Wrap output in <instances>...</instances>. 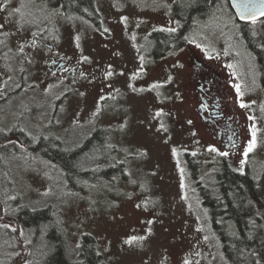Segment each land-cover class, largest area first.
<instances>
[{"label": "rangeland", "instance_id": "374dc122", "mask_svg": "<svg viewBox=\"0 0 264 264\" xmlns=\"http://www.w3.org/2000/svg\"><path fill=\"white\" fill-rule=\"evenodd\" d=\"M198 1L97 0L100 28L69 11L67 22L59 27L63 39L58 36L53 42L84 72H70L63 80L42 74V59L0 58V129L24 150L8 156L10 183L3 185L7 199L0 202V222L15 229L13 264H27L28 252L14 222L15 200L32 208L51 206L64 226L71 256L78 261L82 235L91 233L104 264H227L211 210L203 204L196 183L213 185L221 160L239 171L247 165L258 177L264 171V91L259 67L246 47V38L253 35L236 19L228 0H214L206 11L196 12L203 21L192 29L196 35L188 44L165 57L162 65L147 59L158 40L154 28L171 29L170 10L178 4L193 7ZM34 9L31 0H24L15 17L6 10V31L11 34L14 19L36 21L41 15ZM258 21L250 22L251 29ZM189 47L224 73L240 70L243 84L235 91L234 106L241 119L236 149L229 151L218 139L225 129L217 127L222 121L211 108L205 111L207 120L196 109L198 97L183 53ZM233 78L238 79L236 74ZM36 87H52L55 93H33ZM50 97L52 103L46 102ZM97 126L109 127V143L116 142V160L126 163L128 176L89 179L77 190L68 187L60 166L41 151L27 149L21 134L13 132L23 127L33 138L47 134L46 141L52 134L73 147ZM253 132L255 147L245 156ZM186 152L200 164L196 178ZM15 196L19 199H11ZM132 237L143 239L126 243ZM8 240L0 238V264H6Z\"/></svg>", "mask_w": 264, "mask_h": 264}, {"label": "trees", "instance_id": "16d2710c", "mask_svg": "<svg viewBox=\"0 0 264 264\" xmlns=\"http://www.w3.org/2000/svg\"><path fill=\"white\" fill-rule=\"evenodd\" d=\"M80 2L82 1L68 0L69 4L75 6ZM83 3L89 5L90 1L83 0ZM207 5V0H199L193 9H196L195 12H202ZM93 11L95 14L89 11L84 12V16L92 20L100 19V13L96 9ZM240 23L248 27L247 31L253 35L246 38V47L259 67L260 85L264 91V18L258 21L256 29H251L250 22ZM13 132L18 131L13 129ZM102 134V129H94L80 144L73 147L64 146L52 136L46 141L45 136L33 138L24 133L21 138L29 144L27 149L41 151L60 166L68 187L77 190L89 179L110 180L128 176L126 163L116 160L114 150L103 151L97 157L96 148ZM6 137V132L0 129L1 203L7 199L3 185L10 183L8 156L11 152H24L19 144L8 141ZM185 157L193 170L192 178H196L200 171L198 160L189 152L185 153ZM196 185L203 204L211 210L210 220L222 242L223 257L227 264H264V171L258 177L247 165L243 171H239L224 161L216 172L213 185L202 181H198ZM11 199H19V196ZM14 204L17 207L15 205L13 218L28 250L27 264H104L93 234L82 235L79 253L81 259L78 261L71 256L64 226L51 206L32 208L18 200ZM4 224L8 223L0 222V238L5 236L9 239L8 257L4 262L13 264L10 260L11 250L17 245V239L13 229L3 227ZM22 239H19V243H22Z\"/></svg>", "mask_w": 264, "mask_h": 264}, {"label": "flooded vegetation", "instance_id": "af4514ba", "mask_svg": "<svg viewBox=\"0 0 264 264\" xmlns=\"http://www.w3.org/2000/svg\"><path fill=\"white\" fill-rule=\"evenodd\" d=\"M31 1L32 6L35 8L34 10L40 12L41 17L33 23L16 21L14 19L13 25L9 26L10 34L5 29V12L6 10L8 12L11 11L13 17H15L14 12L17 11V9H21L24 0H0V24L4 25V27L0 29V58L4 60L8 57H17L21 60L42 59L46 66L45 69H43L42 74L47 72L60 77L62 80L66 79L70 72L73 75L84 72L82 68L77 66V60H74L71 57H65L59 52L53 39L57 40L58 36L59 39H63V36L60 35L59 27L67 22L64 19L68 18L69 11H73L77 15L84 17L83 14L86 11L85 8L90 10L96 9V11H98L97 0H89V5H85L83 0H81L82 2L76 6L74 4H69L68 0ZM176 1L177 0H174V2ZM207 2L212 3V0H207ZM174 9L178 10L174 13ZM174 9L170 10V16L174 23V26L171 29H175V31L154 28V30H157L158 32L157 45L153 51H150L151 53H147L148 60L158 61L157 63L161 65L165 60H168L165 59V57L176 54L181 47L185 46L192 40L191 37L195 34L192 32V29L196 27L199 22L201 23L203 21L202 18L200 19L196 17V9H193V7L178 4ZM206 9L207 8H205V11ZM232 11L236 17L233 9ZM236 19L238 18L236 17ZM261 19H257L256 21ZM88 20L91 22L93 21V24L99 28L102 26L101 17L96 20L88 18ZM115 20H117V18H115ZM166 20L168 21L169 17H167ZM54 34L57 36L54 37ZM183 53L185 54V62L191 69L192 77L190 78V81L194 87L195 96L198 97L196 109L199 111L200 117L203 120H207L208 117L205 115V111L210 107L211 113L216 120L222 121L217 127H224L225 129L218 132V139L221 142H224V145L229 151L236 149L240 144L241 119L234 108L236 100L235 91H237V86H239V89H242L241 86L243 84L241 82L242 80H240L241 74L240 70H238L239 68L234 69L238 71V73H235V71L224 73L216 63L200 60L196 51L191 47L184 49ZM178 61L180 64L183 60L179 59ZM235 74L238 77L237 81L233 78ZM37 89L42 91L51 90L52 96L55 93L53 92L54 89L52 87H49L48 89L36 87L34 88L33 93ZM51 98L52 97L48 98L46 102L52 103ZM25 109L31 110L27 105ZM222 123L224 126H222ZM14 129L18 131L14 132L16 134H28L23 130V127L22 129L14 127ZM96 129L103 130L102 137L99 139L98 148H96V150H114L116 152V142L112 140L113 144L109 143V127L97 126ZM223 131H226L224 135ZM45 135L47 134H42V136ZM51 136L61 141L60 138L52 134L49 137ZM221 161L227 162L226 160Z\"/></svg>", "mask_w": 264, "mask_h": 264}, {"label": "snow or ice", "instance_id": "6c2138e0", "mask_svg": "<svg viewBox=\"0 0 264 264\" xmlns=\"http://www.w3.org/2000/svg\"><path fill=\"white\" fill-rule=\"evenodd\" d=\"M240 7H241V9H242V11H241V16L242 17H244L246 14H249L250 15V8L252 7V5H251V3H250V0H248V2H244V0H242V2H241V4H240ZM17 11H19V9H17ZM260 15L261 16H264V12H261L260 13ZM123 19H125L126 20V18H123ZM251 20H252V22L253 23H255L256 22V17H255V15H251ZM4 27V25L3 24H0V29H2ZM168 31H175V29H167ZM107 31V30H106ZM22 50V49H21ZM85 60L87 59V57H85L84 58ZM107 75L108 76H111L112 75V72L111 71H109L108 73H107ZM169 79H171V78H169ZM153 88H156V87H159V85H153L152 86ZM237 90H238V92H239V86H237ZM242 95V94H241ZM245 105H243V104H241V107H244ZM157 115H161V113H157ZM161 127H163V125H161ZM255 147V132H253V139H252V141H250V143H249V146H248V149H247V151L245 152V156H247V154H248V152H251L252 150H253V148ZM213 151H215V149H212ZM175 151V150H174ZM225 155H226V153H224ZM3 227H10V225H8V224H4L3 225ZM13 231H15V229H13ZM137 239H143V237H139V238H137V237H132L129 241H126V243H131V242H133V241H135V240H137ZM186 264H187V262H186Z\"/></svg>", "mask_w": 264, "mask_h": 264}, {"label": "water", "instance_id": "95a60500", "mask_svg": "<svg viewBox=\"0 0 264 264\" xmlns=\"http://www.w3.org/2000/svg\"><path fill=\"white\" fill-rule=\"evenodd\" d=\"M232 9L234 10L236 17L242 22H250L251 15H255L256 20L261 19L264 16H261L260 13L264 12V0H250L252 7L250 8V15L246 14L244 17L241 16V7L240 4L242 0H228ZM244 2H248V0H244ZM18 230V226H17Z\"/></svg>", "mask_w": 264, "mask_h": 264}, {"label": "bare ground", "instance_id": "6f19581e", "mask_svg": "<svg viewBox=\"0 0 264 264\" xmlns=\"http://www.w3.org/2000/svg\"><path fill=\"white\" fill-rule=\"evenodd\" d=\"M230 5V4H229ZM230 7H231V5H230ZM232 8V7H231ZM238 21H240L239 19H237ZM241 22V21H240Z\"/></svg>", "mask_w": 264, "mask_h": 264}]
</instances>
